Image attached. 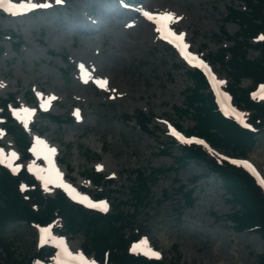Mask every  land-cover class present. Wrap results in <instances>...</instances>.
Here are the masks:
<instances>
[{
  "label": "rangeland",
  "instance_id": "obj_1",
  "mask_svg": "<svg viewBox=\"0 0 264 264\" xmlns=\"http://www.w3.org/2000/svg\"><path fill=\"white\" fill-rule=\"evenodd\" d=\"M98 1L94 13L88 0H68L67 8L58 7L18 18L0 15V28L15 32L23 43L20 50L14 51L8 39L0 37V45L5 49L0 58V99L16 93L18 105L33 104L28 99L34 101L30 97L34 88L44 94L59 92L60 98L51 113L63 119L70 118L71 122L56 123L41 116L35 128L44 132L43 137L61 150L60 156L68 167L72 183L79 187L86 184L91 195L103 190L112 202L113 210L119 199L129 200L132 182L137 179L134 172L138 168L149 171L175 166L174 156L182 151L168 137L165 120L181 124L187 132L195 125L193 117L184 115L179 109L193 82L191 69L184 66L167 44L147 40L136 26L126 29L108 20L110 14H129L133 9L122 6L120 0ZM143 5V2L135 3L136 8L145 7L154 14L150 19L153 23L162 12L175 15L178 19L168 25L188 34L192 48L212 61L228 87L230 72L212 56L222 46L233 44L231 40L221 38L220 31L225 28L231 35L238 31V23L225 17L230 5L244 8L240 0H161L151 7ZM118 7L124 10H118ZM172 7L183 14L184 19H180ZM101 8L103 16L98 14ZM87 17L99 19L107 33L106 42L101 37L86 39L76 31L87 26L76 18L87 20ZM101 48L105 50L100 51ZM107 50L121 52L119 63L120 71L125 73L123 80L114 83L106 79L109 85L105 90L95 84L89 85L92 80L83 85L78 69L83 61L97 59L102 67L101 75L106 78L105 72L115 60ZM259 54L258 49L249 50L251 58ZM65 56H69L68 61ZM7 83L9 85L4 87ZM252 83V80L244 79L242 85L248 87ZM84 90L89 92L83 93ZM140 111L154 116L147 126L152 133L144 131L135 120L128 121L124 117ZM3 140L14 146L11 137L5 136ZM161 143L171 146L172 153L162 154ZM212 152L224 153L219 149ZM234 154L242 155L240 152ZM246 155L264 175V133L257 136L253 149ZM91 168L113 178L114 184L96 186L87 182L83 174ZM204 170L202 165L190 162L180 166L178 171L175 169L162 175L152 186V203L139 212L133 231L141 229L144 233L141 237L148 244L146 250L151 249L159 253V257L177 264H256V254L263 250L264 239L256 233L234 229L233 222L226 218L231 209L217 175L193 181V177ZM176 172L177 178L195 190L192 206L178 194ZM55 193L52 189L45 190L50 196ZM133 208L130 203L124 205L126 211ZM125 232L130 233L127 228ZM4 234L13 242L17 256L21 258L33 255L38 248L36 229L29 223L10 224ZM65 239L73 252H83L86 239L82 233L66 236L54 233L51 242ZM175 246L180 252L177 256Z\"/></svg>",
  "mask_w": 264,
  "mask_h": 264
},
{
  "label": "trees",
  "instance_id": "obj_2",
  "mask_svg": "<svg viewBox=\"0 0 264 264\" xmlns=\"http://www.w3.org/2000/svg\"><path fill=\"white\" fill-rule=\"evenodd\" d=\"M245 2L248 10L229 8L227 19L236 20L240 24V30L236 35L229 36L234 40V45L229 48L231 57L227 59L230 55L226 50L216 55L221 64L228 66L236 83L242 76H251L256 82L264 80V41L256 45L249 41V38L259 31L264 32V0H245ZM253 47L257 48L260 54L251 58L249 49ZM191 76L194 87L188 88L185 95L186 102L181 108L183 114L192 116L195 122L190 131L207 137L216 146L247 154L255 143L256 134L251 130L240 128L234 121L223 118L217 110L218 107L212 94L205 89L207 84L202 73L200 71L191 72ZM235 94L239 102L255 107L256 113L253 114V119L259 121L256 127L264 129V103L252 102L247 91L242 88H235ZM138 118H141L143 127L146 128L150 118L142 113L138 115ZM8 126L18 136L21 143L27 141L26 136L18 127L11 124ZM162 152L169 153L167 150H162ZM192 160L205 161L209 167V174L217 172L220 176L230 195L228 201L232 212L229 213L228 218L234 222L235 228H250L264 238V193L254 178L241 168L234 167L227 162L218 163L215 159L209 158L207 152L201 147L184 146L182 155L175 157V166L150 171L137 169L134 172L137 179L132 183L129 200H119L116 211L107 215L85 210L69 203L62 196L49 199L45 203L39 191L31 193L32 196L26 199L19 190L17 179L0 167V243L5 250V257L0 258V264H35L31 257H18L13 243L3 234L10 223L18 220L46 223L58 215L62 217L66 230L85 235L88 244L87 251L95 250L100 258L103 257L104 251L108 250L110 260L114 264H168L149 261L144 257L128 253L129 240L123 231L125 227L132 226L139 212L152 203V186L159 181L160 176H165L175 169L178 171L180 166ZM94 176L97 181L101 180L100 175L94 174ZM197 178L195 177V180ZM176 181L181 183L178 191L186 196L188 204H192L195 200L194 190L188 189V185L182 180L176 179ZM44 203L45 208H43ZM127 203L134 207L132 211L120 208ZM36 204L40 206L37 210L34 207ZM38 255H44V250H41ZM256 262L264 264V249L257 254Z\"/></svg>",
  "mask_w": 264,
  "mask_h": 264
},
{
  "label": "bare ground",
  "instance_id": "obj_3",
  "mask_svg": "<svg viewBox=\"0 0 264 264\" xmlns=\"http://www.w3.org/2000/svg\"><path fill=\"white\" fill-rule=\"evenodd\" d=\"M158 1L161 2V0H144V5L145 6H153L154 2ZM89 2L91 3L92 7H95V5H97L99 3L98 0H89ZM159 4H157L156 6H158ZM173 8V7H172ZM153 10L156 8H152ZM175 10V12L177 13V15L179 16L180 19H184V15L181 14L180 12L176 11L175 8H173ZM102 11V10H101ZM164 12H162L161 14H163ZM169 13V12H168ZM101 14V13H99ZM175 17V15H174ZM78 21H82V23H86L87 26L90 25L89 20H85L83 18H76ZM113 22H115L118 25H125L129 24V25H134L137 27V29H139L140 34H142L143 37H145L147 40L149 41H155L159 38V31L157 30L158 27L155 26V24L152 22V20H146L144 19V15L140 14L139 12H135L131 17H124L123 14H119L117 16H115V18H112V16H109V19ZM94 22V24L98 23L97 20H92ZM64 23V22H63ZM84 26L83 28H79L76 29V31H78V33L83 34L82 36H84V38L89 39V40H93L94 38L97 37H101L103 38V41L106 42L107 38L105 37V34H107L106 32H104L103 27H99L96 28L95 26H92L91 28ZM126 27V26H125ZM127 28V27H126ZM75 32H72V34H74ZM82 44H84V41L81 42ZM105 48H101L100 51H104ZM109 56L112 57V59L114 58L115 60L112 61L111 64H109L108 66V70L106 71V77L109 78L111 80V82H116V81H122L123 80V74L124 71H120V63H119V59H121L122 61V54L119 51H114L112 53H110V51H106ZM93 61L89 60L86 61V65L84 66L86 69L91 70V72L94 74L97 82H99L100 84L104 83V78L101 75L102 72V67L101 64L99 63V61L97 59H92ZM90 64H92V66H90ZM83 67V68H84ZM117 83V82H116ZM80 86H76V88H78ZM89 92V90H88ZM87 90H84L83 93H88ZM56 95V93L54 94ZM57 101V100H56Z\"/></svg>",
  "mask_w": 264,
  "mask_h": 264
},
{
  "label": "snow or ice",
  "instance_id": "obj_4",
  "mask_svg": "<svg viewBox=\"0 0 264 264\" xmlns=\"http://www.w3.org/2000/svg\"><path fill=\"white\" fill-rule=\"evenodd\" d=\"M57 2H60V0H57ZM4 5H5V0H0V7H3ZM41 6L47 7L48 5L31 4V7L32 8L41 7ZM9 10H11V9H9ZM146 15H148L149 18H152L151 14H146ZM160 19L163 20V21H171L173 19H178V18L177 17H174V15L172 13H164V14L161 15ZM157 30L160 31L161 29H157ZM167 33L168 34L165 35L163 38L164 39H168V36L169 35L172 36L173 37V40L170 41V42L176 43L177 44V47H179L181 49V51L184 52V50L187 48V45L186 44H183V35L184 34H177V33L173 32L170 28L167 29ZM259 39L264 40V36L259 37ZM188 57H191L192 59H197L196 57L192 56L191 53H186V58H188ZM190 62H191V60H190ZM201 63H203V62L201 61ZM221 83H223V81H221ZM106 84H107V82L105 81L102 86H106ZM261 91L264 92V86H261ZM173 134L174 135H178L175 132H173ZM179 138L180 139H184L182 136L179 137ZM51 151L54 152L55 149H51ZM234 163H237V162L234 161ZM92 206L93 207H104V210H107L106 203H104V202H102L99 205L93 204ZM45 231H47V230H45ZM144 245H146V242H142V245L141 246L143 247ZM147 253L148 254H151V255H154L156 257L159 256V253H156V252L152 251L151 249H147ZM80 260H81V264H89V262L85 261L82 257L80 258Z\"/></svg>",
  "mask_w": 264,
  "mask_h": 264
}]
</instances>
